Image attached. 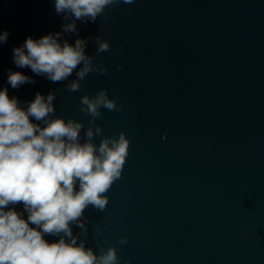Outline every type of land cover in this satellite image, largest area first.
Returning a JSON list of instances; mask_svg holds the SVG:
<instances>
[{"label": "water", "instance_id": "1", "mask_svg": "<svg viewBox=\"0 0 264 264\" xmlns=\"http://www.w3.org/2000/svg\"><path fill=\"white\" fill-rule=\"evenodd\" d=\"M65 22L53 0H0V86L22 103L55 90L54 114L85 126L81 94L120 105L96 117L129 145L103 210L84 209L86 243L116 264H264V0H117L65 34L107 39L85 47L105 72L70 91L24 67L34 82L8 85L13 46Z\"/></svg>", "mask_w": 264, "mask_h": 264}, {"label": "clouds", "instance_id": "2", "mask_svg": "<svg viewBox=\"0 0 264 264\" xmlns=\"http://www.w3.org/2000/svg\"><path fill=\"white\" fill-rule=\"evenodd\" d=\"M115 2L53 0L55 11L66 18L62 31L28 35L14 45L12 59L18 67L7 70L8 85L18 88L34 82L19 70L24 67L53 82L65 81L70 91L78 90L88 73L105 72L85 47L91 39L97 52L107 50V39L99 33L86 38L77 34L69 42L65 34L78 33L77 20L95 21ZM7 36L6 28L0 30V43ZM54 99L55 90H37L22 103L9 95L7 86H0V264H116L114 245L96 251L86 243L84 209L91 205L103 210L107 190L121 175L128 137L122 130L100 135L96 123L102 107L120 105L105 88L81 94L78 107L89 114L85 126L80 119L54 114ZM95 135H100L98 142ZM73 225L78 226L75 232ZM118 239L124 243L127 237Z\"/></svg>", "mask_w": 264, "mask_h": 264}]
</instances>
